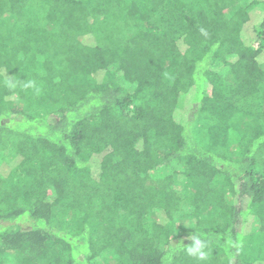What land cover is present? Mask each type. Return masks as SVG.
<instances>
[{
	"label": "trees",
	"instance_id": "obj_1",
	"mask_svg": "<svg viewBox=\"0 0 264 264\" xmlns=\"http://www.w3.org/2000/svg\"><path fill=\"white\" fill-rule=\"evenodd\" d=\"M0 264H264V0H0Z\"/></svg>",
	"mask_w": 264,
	"mask_h": 264
},
{
	"label": "clouds",
	"instance_id": "obj_2",
	"mask_svg": "<svg viewBox=\"0 0 264 264\" xmlns=\"http://www.w3.org/2000/svg\"><path fill=\"white\" fill-rule=\"evenodd\" d=\"M202 247H204V245L201 243L199 239H196L194 242V246L192 248H189L188 251L190 254L193 255L198 254L200 258H203L205 253L201 251Z\"/></svg>",
	"mask_w": 264,
	"mask_h": 264
},
{
	"label": "rangeland",
	"instance_id": "obj_3",
	"mask_svg": "<svg viewBox=\"0 0 264 264\" xmlns=\"http://www.w3.org/2000/svg\"><path fill=\"white\" fill-rule=\"evenodd\" d=\"M246 29H247V33L250 32V24L247 26ZM249 34L251 35V33H249ZM254 46H255V44H254Z\"/></svg>",
	"mask_w": 264,
	"mask_h": 264
}]
</instances>
